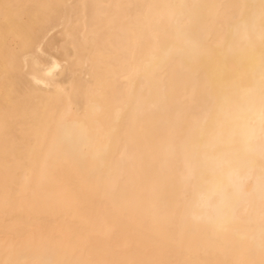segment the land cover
<instances>
[{
    "label": "bare ground",
    "instance_id": "obj_1",
    "mask_svg": "<svg viewBox=\"0 0 264 264\" xmlns=\"http://www.w3.org/2000/svg\"><path fill=\"white\" fill-rule=\"evenodd\" d=\"M0 264H264V0H0Z\"/></svg>",
    "mask_w": 264,
    "mask_h": 264
}]
</instances>
